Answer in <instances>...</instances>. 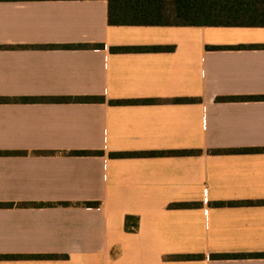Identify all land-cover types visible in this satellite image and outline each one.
Segmentation results:
<instances>
[{
    "label": "crops",
    "instance_id": "0c3cea01",
    "mask_svg": "<svg viewBox=\"0 0 264 264\" xmlns=\"http://www.w3.org/2000/svg\"><path fill=\"white\" fill-rule=\"evenodd\" d=\"M108 13L107 0L0 1V97L104 98L0 102V203L14 204L0 207V255L59 256L0 264H264L211 258L264 253V99L217 100L264 95V47L227 48L264 45V27ZM78 44L102 46L45 47ZM149 46L173 49L116 50ZM124 99L159 101L111 103ZM244 148L263 150L216 152ZM171 150L200 152L115 155ZM185 254L205 258H168Z\"/></svg>",
    "mask_w": 264,
    "mask_h": 264
},
{
    "label": "trees",
    "instance_id": "16d2710c",
    "mask_svg": "<svg viewBox=\"0 0 264 264\" xmlns=\"http://www.w3.org/2000/svg\"><path fill=\"white\" fill-rule=\"evenodd\" d=\"M0 1H26V0H0ZM109 4L108 21L110 25L117 26H239L264 27V0H107ZM102 45H51L48 48H94ZM264 45H238L227 48H263ZM173 46L149 47H123L116 50H172ZM51 100L62 102H94L104 98L96 96H63L53 97ZM44 97H21L13 99L0 97V102L10 101H37L50 100ZM264 99V95L256 96H219L218 101H243ZM192 98H175L174 102L192 101ZM157 99H124L112 100V104H139L156 103ZM261 148H244L217 150L216 152H257ZM197 150H171L150 152H122L115 155L126 156H163V155H191L199 153ZM3 153V152H0ZM8 153V152H7ZM75 154H95V151H74ZM67 205V203H63ZM85 206H97L98 202H85ZM12 203H0V207H11ZM26 205V204H23ZM44 206L46 204H28ZM195 203H174L173 208H188L196 206ZM138 227V217L127 216L126 229L134 231ZM55 258L56 255H0L2 258ZM240 257H264V253L251 254H213L212 259H227ZM168 258L177 260H198L205 258L202 254L173 255Z\"/></svg>",
    "mask_w": 264,
    "mask_h": 264
}]
</instances>
